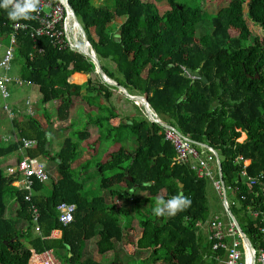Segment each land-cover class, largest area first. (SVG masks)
<instances>
[{"label":"trees","instance_id":"obj_1","mask_svg":"<svg viewBox=\"0 0 264 264\" xmlns=\"http://www.w3.org/2000/svg\"><path fill=\"white\" fill-rule=\"evenodd\" d=\"M68 1L99 60L112 61L123 78L118 80L116 70L102 64L106 74L131 94L146 96L160 120L218 151L227 196L228 189H233L239 202L229 201L230 207L254 248L263 247L264 180L250 184L241 172L245 169L249 176H255L264 171V37L255 33L249 22L264 32V0H230L208 20L202 7H188L177 0H115L113 7L104 4L105 0H99L100 5L94 3L96 0ZM161 3L170 8L161 12ZM9 10L0 8V42L8 43L15 32L20 76L39 86L45 104L59 100V116L66 118L73 96L81 94L84 84L87 90L98 89L99 96L110 99L112 90L93 77L84 84L71 82L74 73V80L80 82L83 74L96 72L88 56L59 49L48 36L33 35L29 28L16 30L15 23L25 20L12 21ZM232 29L238 30L237 35ZM187 68L199 71L207 81L187 75ZM126 119L112 130L130 128L138 145L134 150L120 148L97 164L105 193L92 198L73 170L78 154L73 138L67 137L51 156V143L46 147L47 129L32 121L12 119L18 134L11 141L0 140V264H30L34 252L48 249L71 264H101L85 251L87 242L96 238L97 250L109 252L123 240L131 224L132 218L127 225L122 224L118 205L109 203L108 196L116 195L134 205L142 233L131 243L140 250H150L147 261L224 264L225 249H214L209 239L210 222L215 217H211L208 202L211 178L199 177L190 163H173L176 149L160 123L147 116ZM95 125L102 126V119ZM120 132L116 141L121 139ZM77 136L88 139L91 132L79 131ZM240 136L246 139L239 141ZM23 138L36 139L37 143L23 149ZM14 152L19 153V160L25 155L43 156L56 163L58 178L50 193L45 192L46 181L37 178H33L32 191L15 185L22 178L20 171L9 172L11 167L6 170L2 164L3 158ZM245 160L250 163L246 165ZM121 183H126L127 189L115 188ZM137 189L148 192L149 197L135 194ZM180 193L191 200L184 211L171 217L153 214L158 195L168 199ZM7 197L17 203L14 217L7 216ZM62 202L77 206L74 221L68 224L59 219L57 206ZM127 211L122 213L129 216ZM254 212L258 216H252ZM205 225L208 231L203 230ZM53 229L61 231L59 237H50Z\"/></svg>","mask_w":264,"mask_h":264},{"label":"rangeland","instance_id":"obj_2","mask_svg":"<svg viewBox=\"0 0 264 264\" xmlns=\"http://www.w3.org/2000/svg\"><path fill=\"white\" fill-rule=\"evenodd\" d=\"M103 2L109 7H113L116 3L115 0H105ZM177 2L183 3L188 7H202L208 20L221 8L227 6L230 0H177ZM94 3L100 5L102 1L100 2L99 0H96ZM159 8L161 12H164L166 9L170 8V6L167 3H161ZM122 20L123 18L115 21L113 23V28H116ZM249 22L252 30L264 37V32L261 27L254 24L250 19ZM199 32L200 30H198L197 34H199ZM237 33V29H232L233 35H237ZM3 52L4 47L1 46L0 57ZM100 60L101 64L105 67L116 70L112 61L104 59ZM20 63L21 60L16 57L13 63V68L10 71L12 77L20 76ZM116 75L118 76V80L123 78L118 70H116ZM92 77L96 81L101 80L102 83L112 89V95L108 104L102 100L95 101V99H100L99 90H87V84H84V80L82 81L84 82L82 83L84 84V87L81 94L73 96V105L66 118H61L59 116L58 109L60 101L53 100L45 104L42 101V93L39 86L36 84L26 83L20 86L13 81L9 82L8 90L10 92V97L8 99H4L3 93L0 90V140L8 142L14 139L16 134H18L17 128L13 125V120L9 111L5 109L6 103L9 105L11 112L15 114L17 120H22V122L32 121V123L39 124L42 128L47 129V138L48 135H50L48 142L51 143V156L55 155L60 150L67 137L73 138L77 144L78 153L72 165L73 170L76 176L85 183L84 192L90 198L105 193V190L100 187V180L103 175L98 171L96 167L97 164L101 161L104 162L108 160L112 152L120 148L134 150L138 145L130 128L125 127L123 131L120 132L115 129L112 130L113 126H118L121 120L126 123V118L141 120L144 116H147L141 103H135L134 100L130 99L117 87L106 83L98 72H94ZM84 79H86V77ZM71 80L75 81L73 76L71 77ZM28 100L30 103H28ZM95 102H97V104H95ZM113 115H115V117H113ZM116 117L119 118L115 121L116 123L119 121L118 124H115L112 120ZM162 118L171 123L169 119L165 117ZM97 119H102V126L95 125ZM84 130L91 132V139L88 138L82 140L78 138L77 132ZM110 132L112 133L111 137H107ZM119 132L121 139L116 141ZM245 139V136H240L238 140L243 141ZM198 148H200L201 157L210 163L211 169L216 176L217 158L209 160V151L207 147L199 146ZM18 159L19 153L14 152L5 156L2 160V164L6 170L8 167L15 168L17 167ZM46 161L50 172V179L45 183V192L48 194L52 190L53 181L58 178V171L56 170V163L54 161L47 158ZM259 169L260 167L258 170ZM115 188L124 190L127 189V185L126 183H121L115 185ZM207 192L211 217L219 216L225 222L229 221V215L212 179L208 182ZM161 193L163 194L164 191ZM135 194H138L142 198L149 197L148 192H141L139 189L136 190ZM228 199L229 201L236 200L239 204L234 196L233 189H228ZM7 200L10 203L7 216L14 217L16 214L17 203H11L10 197H7ZM108 201L109 203H116L118 205L117 213L121 217L122 224L127 225L132 218L128 231L123 237V240L116 243L115 249L109 252L100 253L97 250L96 238L87 242L85 251L89 256L94 257L101 264H153L150 261H147L150 250H140L131 243L135 242L142 233V228L139 224V219L135 214L132 201L118 195L108 196ZM122 210H128L127 212L129 213V216L124 215ZM252 216H254L253 213ZM58 260L59 264H71L64 257H60ZM142 260H144V262Z\"/></svg>","mask_w":264,"mask_h":264},{"label":"built area","instance_id":"obj_3","mask_svg":"<svg viewBox=\"0 0 264 264\" xmlns=\"http://www.w3.org/2000/svg\"><path fill=\"white\" fill-rule=\"evenodd\" d=\"M37 15V19L29 21H19L15 23L14 28L18 29H31L33 35L36 36H48L54 46L59 49H70L73 51L81 52L84 45L90 50L93 47L88 39L85 37V33L80 25L79 19L75 18L74 9L68 0H41L40 12ZM82 24V23H81ZM88 39V40H87ZM4 47V52L0 57V90L3 93L4 99L10 97L8 90V83L15 82L17 85H24L26 81L21 76L12 77L10 71L13 68V63L16 58V34L13 32L10 35L9 42L4 44L0 42V47ZM28 103L30 101L28 100ZM5 109L9 111L11 118L15 117V114L9 109V105L6 103ZM158 117V116H157ZM159 118V117H158ZM157 122V121H154ZM166 139L170 140L176 149V156L174 162L178 163H190L192 168L197 171L199 177H210L213 180L216 188L220 193L221 200L223 201L222 193V181L220 177L215 176L211 169L210 163L201 157L200 150L196 147V143L189 136L183 134L177 127L170 125L165 129ZM37 143L36 139L23 138V149L31 148ZM209 151V160L216 159V152L213 147H207ZM239 159H243L242 156ZM246 165L250 163V160H245ZM219 176V165L217 160L216 166ZM20 171L22 178L15 182V185L25 187L32 191L33 178H37L40 181H48L50 179V172L48 170V164L46 158L43 156L31 157L29 155L23 156L19 160L17 167L9 168V172ZM241 175L247 177L250 184H256L260 179L264 180V171H259L255 176H249L245 169L242 170ZM227 188V187H226ZM30 199V196H27ZM227 202L229 203L228 196ZM225 207V205H224ZM77 206L75 203L62 202L57 206L59 211V219L63 224H68L74 221L75 212ZM36 212V219L39 214ZM255 216H258V212H254ZM229 217V216H228ZM263 225L261 227L262 236L264 240V218H262ZM210 234L209 239L214 242L213 248H224L226 251V258L224 264H264V246L260 249H255L253 246V253L243 242L241 233L235 223L229 217V221L225 222L219 216H215L210 222ZM37 230L40 231V227L37 226ZM61 231L59 229H53L50 237H59ZM227 239L229 242H227ZM33 264H59V260L52 249L43 251L42 253H35L31 257Z\"/></svg>","mask_w":264,"mask_h":264},{"label":"water","instance_id":"obj_4","mask_svg":"<svg viewBox=\"0 0 264 264\" xmlns=\"http://www.w3.org/2000/svg\"><path fill=\"white\" fill-rule=\"evenodd\" d=\"M74 14H75V18L78 20V17L76 15L75 11H74ZM80 25H81L84 33H85V37L87 38V34H86V31H85L83 25L81 23H80ZM82 51H83V53L86 56H88L94 62L95 66H96V72H98L101 75L102 79L106 83L117 87L120 91H122L130 99L134 100L135 103H137V104L141 103L143 105V109H144L148 119H150L151 121H157L158 123H160L165 128L170 127V124L163 122L162 120H160L157 117L158 116L157 112L151 107V104L149 103V100H148V98L146 96L138 95V94H131L129 92V90L125 86L121 85L120 83H118L114 79L110 78L106 74V72L104 71L103 66H102L99 58L97 57V54H96L94 49L90 50L87 47V45H84L83 48H82ZM186 74L189 75V76L191 75L194 78H200V79H203L204 81H207L206 77L201 75V73L199 71H193L191 68H187L186 69ZM87 75L90 76V74H87ZM257 76H259V75L257 74ZM49 139H50V135H48V140ZM195 143L200 145V146L209 147V145L206 144V143H201V142H195ZM46 147L47 148L49 147V142H47ZM214 150L216 152L218 165H219V177H220V180L222 181V193H223V201H224L225 209H226L229 217L231 218V220L235 223V225H236V227L238 229V232L241 233L243 242L250 249L251 253H253V246H252L250 238L248 237L247 234H245L244 229L242 228L239 220L237 219L236 215L234 214V212L232 211L230 205L227 202V188H226L225 181H224V178H223L221 158L219 156L218 151L216 149H214ZM129 179L133 180L132 177H130ZM137 186H139V184H135V187H137ZM251 264H253V262Z\"/></svg>","mask_w":264,"mask_h":264},{"label":"clouds","instance_id":"obj_5","mask_svg":"<svg viewBox=\"0 0 264 264\" xmlns=\"http://www.w3.org/2000/svg\"><path fill=\"white\" fill-rule=\"evenodd\" d=\"M40 5L41 0H2V2H0V8L6 10L10 9L8 11V16L12 21H29L37 19L36 14L40 12ZM190 205V198L183 193L168 199L158 195L155 199V206L152 211L157 217H171L184 211Z\"/></svg>","mask_w":264,"mask_h":264},{"label":"crops","instance_id":"obj_6","mask_svg":"<svg viewBox=\"0 0 264 264\" xmlns=\"http://www.w3.org/2000/svg\"><path fill=\"white\" fill-rule=\"evenodd\" d=\"M77 73H78V72H77ZM74 74H76V73H74ZM74 74H73V75H74ZM80 74H83V73H80ZM73 75H72V76H73ZM83 75L86 77V79H84L85 81H84V80H83V81L86 82L87 79H88L89 77H92L93 74H90V76H88L87 74H83ZM72 76H71V77H72ZM85 77H84V78H85ZM71 82H73V83H78V84H82V83H84V82H82V81L78 82V81H72V80H71ZM98 82H99V83H102L101 80L98 81ZM109 90H110V88H109ZM111 90H112V89H111ZM99 98H100V99H95V101H96V100H97V101L102 100L103 102H105L106 104H108V101L110 100V99L107 100V99H105V98L102 97V96H99ZM110 98H111V97H110ZM95 104H97V102H95ZM116 119H119V118L116 117V118H113L112 120H113V122H114L115 124H118L119 121H117V123H116V122H115ZM126 121H127V119H126ZM163 122H164V121H163ZM165 123H166V122H165ZM245 134H246V133H245ZM246 136H247V135H246ZM90 139H91V138H90ZM18 160H19V159H18ZM253 214H254V213H253ZM254 215H255V214H254ZM202 227H203V230H207V231H208V229H207L208 226H207V225L202 226ZM30 264H33L32 261H30Z\"/></svg>","mask_w":264,"mask_h":264}]
</instances>
